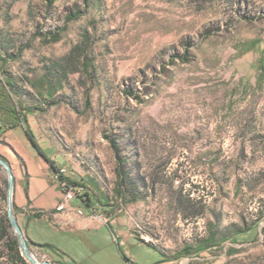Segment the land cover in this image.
I'll return each instance as SVG.
<instances>
[{
	"label": "rangeland",
	"instance_id": "rangeland-1",
	"mask_svg": "<svg viewBox=\"0 0 264 264\" xmlns=\"http://www.w3.org/2000/svg\"><path fill=\"white\" fill-rule=\"evenodd\" d=\"M46 2L0 0V81L10 74L22 98L42 108L22 123L11 98L19 96L0 89V149L10 128L28 127L56 167L84 186V198L73 200L87 211L81 217L115 225H26L17 213L31 254L53 264L153 260L149 249L120 246L121 231L173 257L170 264H264V0ZM78 7L85 14L60 40L37 34L59 31ZM86 36L93 66L69 72L59 102L48 106L39 80ZM106 135L126 161L122 188ZM4 179L0 169L1 188ZM6 211L0 197V218ZM14 236L9 228L0 237V264H24L9 251ZM208 237L207 248L181 252Z\"/></svg>",
	"mask_w": 264,
	"mask_h": 264
},
{
	"label": "crops",
	"instance_id": "crops-1",
	"mask_svg": "<svg viewBox=\"0 0 264 264\" xmlns=\"http://www.w3.org/2000/svg\"><path fill=\"white\" fill-rule=\"evenodd\" d=\"M26 128L21 124L10 128L7 131L8 137L5 140L8 144L6 145L7 149L5 151L0 149V155L13 168L15 176L14 205L19 209L18 215L25 216V224L43 221L50 226L70 230L88 229L95 225L101 226L102 224L114 226L113 221H110V223H98L87 217H81L75 210L79 204L74 201L67 210H57L56 207L62 199V193L55 180L56 171L31 141L27 135ZM3 145V143H0V146ZM10 154L13 156L11 159ZM36 212H41V216H35L34 213ZM49 216L56 219L53 224L48 221ZM119 235L121 237L120 246H139L141 249H149L153 252V260L145 264H170L173 262V257L163 253L158 247L143 239L134 235H125L121 231ZM58 249L60 250V248ZM60 251L66 257V260L71 259L65 251ZM123 253L126 254L125 252ZM61 264L64 263L61 262ZM126 264H140V262L135 258H130L127 259Z\"/></svg>",
	"mask_w": 264,
	"mask_h": 264
},
{
	"label": "trees",
	"instance_id": "trees-1",
	"mask_svg": "<svg viewBox=\"0 0 264 264\" xmlns=\"http://www.w3.org/2000/svg\"><path fill=\"white\" fill-rule=\"evenodd\" d=\"M47 5L50 6L52 5L56 0H46ZM88 6V1L85 0ZM86 9H82L78 7L77 9H74L72 12L68 13L65 15V23L62 27L59 28V31H42L38 30L37 34L45 41L48 42H56L61 39V32L64 31L68 23L78 20L85 14ZM88 39L89 37L86 36L85 39L81 41V43L76 44L72 49L69 55L65 58V61L61 62H54L48 72L44 73L43 77L39 80V85L42 86L43 94H47V102L46 104L52 105L56 104L59 101L54 99V95L56 90H58L59 86H63V81L65 78H67V75L69 72H77L79 70V67L82 66L84 69H89L90 67L93 66V60L90 58V48L88 47ZM189 47L190 44H186V52L181 55V57H184L188 59V53H189ZM23 49V47H22ZM180 56V55H179ZM175 56L171 58V61H175ZM3 62H7L6 58H1ZM7 73V72H5ZM7 78L3 82L0 81V89H3L4 92L8 95V97H11L13 92L19 96V99L15 98V95L12 98V101L14 103L13 109L14 112L17 110L19 112V115L17 117L21 116V122L27 124V115L33 114L36 110H42L41 107H35L32 104H29L22 98V93L20 91V87L17 85L16 81L13 79V77L10 74H6ZM4 84V85H3ZM127 93L130 95H133L134 98L139 99L140 97L136 95V93L128 89ZM44 97V95H43ZM22 112H21V111ZM23 114V117L22 115ZM27 135L31 139V141L34 143L36 148L39 150V152L49 161V163L52 165V167L55 169L56 172H58V168L56 167L55 163L48 157V155L42 150L40 145L38 144L37 140L35 139V136L33 132L27 127L26 128ZM106 138L109 140L110 145L114 151L116 162H117V176H118V183L121 185L120 188L125 185V179H126V172L124 171L123 167L126 164V161L122 157V152H121V146L117 140L116 137H112L110 135H106ZM0 157H2L0 155ZM3 158V157H2ZM0 169H3L2 166L0 165ZM68 180L71 181L72 184L77 185L80 183L74 182L72 179H70L68 176H65ZM8 185V179H4V187H0V197L2 200H6L7 198V192L6 188ZM119 194H121V197L123 196L122 190H119ZM14 209L16 210V214L18 213L19 209L14 205ZM35 216L40 217L41 212H36L34 213ZM9 228H12L11 223L9 221L7 211L6 214L0 218V237H4L8 234ZM28 241V245L30 246V242H33L28 236L26 237ZM212 242V237H208L205 240H202L196 246H193L192 244H186L183 249L182 253L186 255H190L194 251L198 252L201 251L209 246V244ZM39 246L42 247H47L52 249L53 251L59 252L60 250L53 244L50 243H36ZM8 248L9 251L13 253L15 262H22L24 264H27V260L25 257L22 255L20 245L18 242V239L16 236L10 239L8 242Z\"/></svg>",
	"mask_w": 264,
	"mask_h": 264
},
{
	"label": "water",
	"instance_id": "water-1",
	"mask_svg": "<svg viewBox=\"0 0 264 264\" xmlns=\"http://www.w3.org/2000/svg\"><path fill=\"white\" fill-rule=\"evenodd\" d=\"M0 165L8 174V189H7V215L11 223L12 229L15 231L18 239L22 255L32 264H53L50 261H38L30 252L27 238L19 224L17 215L14 211V174L9 163L0 157Z\"/></svg>",
	"mask_w": 264,
	"mask_h": 264
},
{
	"label": "built area",
	"instance_id": "built-area-1",
	"mask_svg": "<svg viewBox=\"0 0 264 264\" xmlns=\"http://www.w3.org/2000/svg\"><path fill=\"white\" fill-rule=\"evenodd\" d=\"M66 172L67 171L65 168H60L58 172H55V180L57 181L62 193V199L56 207L58 211L67 210L70 207L71 202L75 200V198H84V186L81 184H72L71 181L65 177ZM75 210L76 213L80 216L86 214V209L83 207H77ZM90 210L93 211L91 207Z\"/></svg>",
	"mask_w": 264,
	"mask_h": 264
}]
</instances>
